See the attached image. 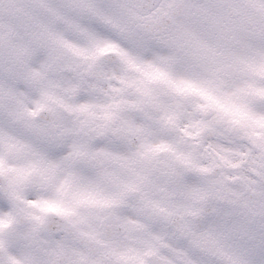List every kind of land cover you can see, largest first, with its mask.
I'll return each instance as SVG.
<instances>
[{"label":"snow or ice","instance_id":"1","mask_svg":"<svg viewBox=\"0 0 264 264\" xmlns=\"http://www.w3.org/2000/svg\"><path fill=\"white\" fill-rule=\"evenodd\" d=\"M14 4L51 62L67 50L81 58L83 72L120 82L109 84L111 93L99 88L98 97L90 94L98 88L94 81L65 77L63 93L79 94V100L66 102L43 90L35 108L17 101L8 119L21 122L26 132H13L0 119V176L8 180L0 186L3 197L15 203L25 186L49 193L28 201L38 211L27 212L30 231L23 235L40 255L26 253L25 264H152L161 245L173 254L192 246L193 253L195 247L219 251L213 224L206 220L197 230L188 219L200 210L185 200L205 194L188 188L193 178L185 176V166L196 165L169 135L182 114L190 117V96L205 101L195 105L201 111L215 107L264 123L250 110L264 102V27L249 31L228 14L223 0H158L147 14L125 0ZM5 27L16 24L0 23V31ZM105 53H114L135 75H107L98 67ZM49 101L71 118L32 119L41 109L54 111ZM3 197L0 206H7ZM48 214L62 223L48 227ZM261 257L264 250L257 249L254 264Z\"/></svg>","mask_w":264,"mask_h":264},{"label":"clouds","instance_id":"2","mask_svg":"<svg viewBox=\"0 0 264 264\" xmlns=\"http://www.w3.org/2000/svg\"><path fill=\"white\" fill-rule=\"evenodd\" d=\"M228 14L236 21L243 22L249 31L264 27V9L258 5L264 0H223ZM130 7L140 14L149 13L158 0H125ZM35 9L33 14H40ZM23 13L15 8L14 0H0V23L16 24L0 31V119L7 123L13 132L25 131L22 123L8 119V113L22 101L24 107H36L41 99V92L47 90L53 95L63 96L66 102L79 100V94L68 97L63 93L65 77L94 81L98 88L90 93L103 96L99 88L111 93L109 84L119 85L115 79H98L94 74L83 72L85 65L81 58L74 57L67 50H59L57 59L51 62L47 49H40L32 29L22 24ZM43 53V59L37 60L36 54ZM71 67H64L65 63ZM98 67L109 76L135 75L127 69L114 53H105L98 57ZM131 89L126 91V95ZM54 111L41 109L34 120L47 121L57 116L71 118L61 105L49 101ZM197 103L205 101L197 96H190L185 107L190 113L182 114L169 139L177 142V147L190 155L196 167L185 166V176L192 177L190 189L204 193L203 199L185 200L193 210L200 211L189 216L203 230L210 221L215 231L220 234V250L209 247H192L188 253L173 254L162 245L150 258L152 264H254L253 256L257 249L264 250V123H257L247 117H233L215 107L206 111L196 108ZM254 116H264V102L254 103L250 108ZM192 121L202 124L193 125ZM187 132L193 135H187ZM161 155H167L162 153ZM8 183L7 177L0 176V186ZM49 193L44 188L25 186L22 199L12 203L3 197L7 206H0V220L8 219L7 224H0V264H25V254L40 255V248L23 234L30 231V218L27 212H37L28 203ZM10 218V219H9ZM62 219L55 214H48V227L55 229ZM165 240L170 237H165ZM264 264V257L255 261Z\"/></svg>","mask_w":264,"mask_h":264}]
</instances>
